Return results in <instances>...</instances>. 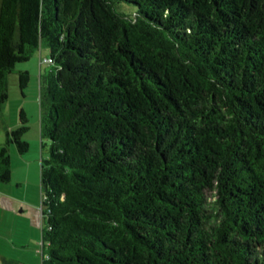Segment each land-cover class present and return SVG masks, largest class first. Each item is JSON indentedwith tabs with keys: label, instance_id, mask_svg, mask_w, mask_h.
Segmentation results:
<instances>
[{
	"label": "trees",
	"instance_id": "16d2710c",
	"mask_svg": "<svg viewBox=\"0 0 264 264\" xmlns=\"http://www.w3.org/2000/svg\"><path fill=\"white\" fill-rule=\"evenodd\" d=\"M42 47L41 264H264V0H0V111Z\"/></svg>",
	"mask_w": 264,
	"mask_h": 264
},
{
	"label": "rangeland",
	"instance_id": "374dc122",
	"mask_svg": "<svg viewBox=\"0 0 264 264\" xmlns=\"http://www.w3.org/2000/svg\"><path fill=\"white\" fill-rule=\"evenodd\" d=\"M46 47L29 60L15 65L8 76V99L0 111V148L6 132L19 126V112L27 118L28 130L22 139L28 150L20 154L16 145H8L11 174L0 182V264L42 263V219L40 168L49 155V143L40 137L39 77L48 68ZM27 71L29 80L21 91L18 72Z\"/></svg>",
	"mask_w": 264,
	"mask_h": 264
},
{
	"label": "built area",
	"instance_id": "2783aa9c",
	"mask_svg": "<svg viewBox=\"0 0 264 264\" xmlns=\"http://www.w3.org/2000/svg\"><path fill=\"white\" fill-rule=\"evenodd\" d=\"M51 60L48 58V59H45V62H50Z\"/></svg>",
	"mask_w": 264,
	"mask_h": 264
}]
</instances>
